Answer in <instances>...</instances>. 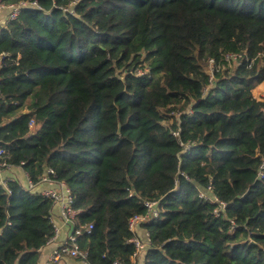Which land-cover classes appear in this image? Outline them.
<instances>
[{
	"label": "trees",
	"instance_id": "obj_1",
	"mask_svg": "<svg viewBox=\"0 0 264 264\" xmlns=\"http://www.w3.org/2000/svg\"><path fill=\"white\" fill-rule=\"evenodd\" d=\"M37 1L0 24V147L66 182L86 264L131 263L146 199L162 210L135 264H264V0ZM53 208L0 186V264H38Z\"/></svg>",
	"mask_w": 264,
	"mask_h": 264
},
{
	"label": "built area",
	"instance_id": "obj_2",
	"mask_svg": "<svg viewBox=\"0 0 264 264\" xmlns=\"http://www.w3.org/2000/svg\"><path fill=\"white\" fill-rule=\"evenodd\" d=\"M75 1H71L69 6L64 7V11H71L72 4ZM27 6H34L36 8H41L37 0H20L18 2H5L4 0H0V12L6 10L5 15L3 16V21L0 24L16 19L22 10ZM7 53H0V68L3 65V57L6 56ZM260 56L264 57V54H260ZM242 55L239 53H227L225 55V59L228 61H233L237 64L241 63ZM255 58L247 59L248 65L250 66ZM210 61V71H212L214 67V60L209 59ZM144 72V69L139 68L136 70L137 74H141ZM29 128H34V120L29 122ZM174 136H178V131H172ZM185 148L188 149L190 147V143H186ZM8 152L6 149L0 147V186L7 188L9 180H16L12 177H8L6 172H8L11 168L14 167L8 161ZM264 164L260 166V170L258 172V177L262 176ZM17 181V180H16ZM43 186V187H42ZM26 189L32 191H38L41 195L46 196L51 199L53 206H57L59 210V215L61 221L64 225L69 227V232L67 237L63 242H61L57 247L53 248L49 254V262L54 263L59 261L64 256H71L80 259L84 263H86L87 252L83 250L79 244L78 236L83 234L84 232H89L92 228V224H78L77 214L79 212L73 205L74 199L70 188L66 184L65 181L59 180L55 178V171L52 167H45L44 171L38 175L37 180H33L26 173ZM199 197L216 204V208L214 212L219 214L221 210L225 209L226 203L219 199L213 192L212 186L209 184L205 188L201 189L199 187ZM144 212L137 213L132 215L129 218L128 226L129 230L132 232V237H130L129 241L134 245V252L131 256V263L135 264L138 254L145 249L148 244H150V236L147 231H145L144 239H142L138 235V227L143 222H150L153 219L157 218L161 214V206L159 199H146L144 201ZM54 226V235L50 238H54L57 236L59 227L56 223L53 222ZM112 264H123L122 262L115 260Z\"/></svg>",
	"mask_w": 264,
	"mask_h": 264
},
{
	"label": "crops",
	"instance_id": "obj_3",
	"mask_svg": "<svg viewBox=\"0 0 264 264\" xmlns=\"http://www.w3.org/2000/svg\"><path fill=\"white\" fill-rule=\"evenodd\" d=\"M6 10H3L0 12V18L3 19V16L5 15ZM0 19V22L3 20ZM258 85L256 86V88ZM255 89V87H254ZM253 92V90H252ZM254 95V93H253ZM254 97H256L254 95ZM260 99L261 97H256ZM8 177H12L16 179L23 187L26 186V172L23 170L20 166H14L11 168L8 172H6ZM43 187V186H42ZM52 221L56 223V225L59 227V231L56 237L50 239L44 246H42L39 250V257H38V264H86L83 261H81L78 258L71 257V256H64L59 261L51 263L49 262V254L51 250L55 247H57L61 242L65 240L67 237L69 230V227L64 225L61 221L58 207L55 205L52 211ZM139 235L145 236V231L143 228L138 229Z\"/></svg>",
	"mask_w": 264,
	"mask_h": 264
},
{
	"label": "rangeland",
	"instance_id": "obj_4",
	"mask_svg": "<svg viewBox=\"0 0 264 264\" xmlns=\"http://www.w3.org/2000/svg\"><path fill=\"white\" fill-rule=\"evenodd\" d=\"M257 85L258 87L256 88ZM257 85L255 86V89L253 88V93L256 97L263 98L264 97V80Z\"/></svg>",
	"mask_w": 264,
	"mask_h": 264
}]
</instances>
